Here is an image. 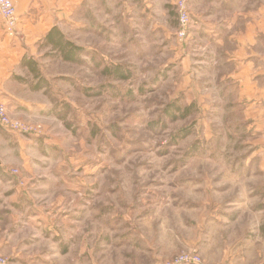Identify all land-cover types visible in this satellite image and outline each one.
Wrapping results in <instances>:
<instances>
[{"label": "rangeland", "instance_id": "obj_1", "mask_svg": "<svg viewBox=\"0 0 264 264\" xmlns=\"http://www.w3.org/2000/svg\"><path fill=\"white\" fill-rule=\"evenodd\" d=\"M106 6L99 31L62 18L85 48L75 62L40 41L39 75L14 74L9 89L41 106L20 112L36 131H6L19 159L6 173L11 235L25 250L10 263L171 264L198 253L264 264V122L235 83L183 63L190 38L178 40V19L165 37L149 33L145 0ZM75 12L82 23L81 4ZM117 64L128 79L110 73Z\"/></svg>", "mask_w": 264, "mask_h": 264}, {"label": "crops", "instance_id": "obj_2", "mask_svg": "<svg viewBox=\"0 0 264 264\" xmlns=\"http://www.w3.org/2000/svg\"><path fill=\"white\" fill-rule=\"evenodd\" d=\"M109 1L112 0H21L17 6L19 23L15 36H9L0 21V99L7 104L12 117L36 121L20 112L28 108L34 114V109L41 106L35 102L38 100L32 93L28 96L9 88L17 85L13 78L19 66L23 67V60L40 57L38 42L54 26L65 33L79 25L87 33L95 32L103 22ZM145 2L149 7V33L161 29L167 37L170 31L176 30L175 0ZM79 4L83 12L80 24L79 15L75 12ZM189 5L190 43L183 63L194 58V66L208 67L215 75L222 74L235 83L239 95L247 100L245 112L252 114L257 124L263 123L264 5L251 7L250 0H189ZM64 16L66 26L70 28L62 27ZM86 45L93 46L89 40ZM6 131L0 124V252L13 258L20 257L25 250L11 235L16 216L10 210L17 203V198H11L15 197V190L9 185L6 173L10 167L18 166L19 159L14 155L15 138H10ZM18 139L22 144V139Z\"/></svg>", "mask_w": 264, "mask_h": 264}, {"label": "built area", "instance_id": "obj_3", "mask_svg": "<svg viewBox=\"0 0 264 264\" xmlns=\"http://www.w3.org/2000/svg\"><path fill=\"white\" fill-rule=\"evenodd\" d=\"M21 0H0V21L4 24L5 32L9 36L17 34L19 16L17 6ZM175 9L178 14L177 38L180 42H185L189 35L191 25V14L189 0H175ZM0 124L6 130L14 133H32L36 127L20 119L14 118L8 111L7 104L0 99ZM16 172V170H15ZM0 264H11L7 256L0 252ZM171 264H218L204 260L198 253H183L179 255Z\"/></svg>", "mask_w": 264, "mask_h": 264}, {"label": "trees", "instance_id": "obj_4", "mask_svg": "<svg viewBox=\"0 0 264 264\" xmlns=\"http://www.w3.org/2000/svg\"><path fill=\"white\" fill-rule=\"evenodd\" d=\"M42 43L59 53L64 60L71 62H75L78 58V54L85 51V48L77 45L72 40L67 38L58 26H54L44 35ZM22 63L23 66L27 67L31 73L39 75L40 69L38 68L37 59L33 57H26ZM122 67L123 66L121 64H117L114 67L115 70L110 73L114 74L117 78L128 79L130 74L128 72H123L121 69ZM43 79L44 78L41 76L40 81L36 85L37 89H43L46 87V85L42 84Z\"/></svg>", "mask_w": 264, "mask_h": 264}]
</instances>
